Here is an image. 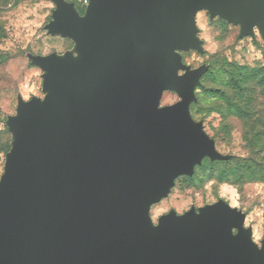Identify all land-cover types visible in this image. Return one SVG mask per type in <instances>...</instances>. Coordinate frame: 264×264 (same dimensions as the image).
<instances>
[{
	"label": "water",
	"instance_id": "1",
	"mask_svg": "<svg viewBox=\"0 0 264 264\" xmlns=\"http://www.w3.org/2000/svg\"><path fill=\"white\" fill-rule=\"evenodd\" d=\"M66 4L51 32L104 55L95 82L90 61H38L56 98L20 103L11 119L20 144L0 182V264H264V243L233 235L243 216L221 201L162 218L158 249L147 221L160 189L217 159L184 104L203 71L179 76L187 68L174 50H201L199 10L264 38V0H88L83 16ZM164 91L183 102L158 109Z\"/></svg>",
	"mask_w": 264,
	"mask_h": 264
},
{
	"label": "rangeland",
	"instance_id": "2",
	"mask_svg": "<svg viewBox=\"0 0 264 264\" xmlns=\"http://www.w3.org/2000/svg\"><path fill=\"white\" fill-rule=\"evenodd\" d=\"M71 0H0V182L13 149L11 119L20 103L43 102L46 71L38 61L75 60V41L52 33L57 3ZM83 1V0H82ZM83 4V3H82ZM200 51L177 48L187 68L201 69L194 98L184 103L192 123L213 144L217 159L204 156L191 175L177 176L159 200L147 206L152 229L170 214L200 215L203 208L223 202L243 216L232 234L248 231L250 241L264 243V38L257 26L241 36L240 24L207 10L194 14ZM89 53V52H88ZM183 102L174 91H164L158 109Z\"/></svg>",
	"mask_w": 264,
	"mask_h": 264
},
{
	"label": "bare ground",
	"instance_id": "3",
	"mask_svg": "<svg viewBox=\"0 0 264 264\" xmlns=\"http://www.w3.org/2000/svg\"><path fill=\"white\" fill-rule=\"evenodd\" d=\"M64 8H67L69 10H71V7L70 5H65ZM89 52V53H88ZM81 55L78 57V59H75L73 60V64H77V63H80L82 61H90V64H89V74H90V77H91V80L93 82L96 81L97 79V66H98V63H99V60L101 59V57L104 55V50H102L101 48H96L94 47L93 45H91L89 47V49H86L83 51V54L80 53ZM69 63V62H68ZM49 74L47 73V77H46V80L49 78ZM48 81H46V88L47 89H50L51 90V85H49ZM51 91L50 95L48 96L49 98H56V94ZM43 107V104H41V109L43 110L44 107ZM23 114H20V116L18 117V120H21L23 118ZM20 144V140L18 138L15 139V146H18ZM165 189H160V197L163 196L165 194ZM155 229H152V227H149V241H150V247L152 249H158V246H157V243L154 242L153 240V236L154 234L158 231L159 227H154Z\"/></svg>",
	"mask_w": 264,
	"mask_h": 264
},
{
	"label": "trees",
	"instance_id": "4",
	"mask_svg": "<svg viewBox=\"0 0 264 264\" xmlns=\"http://www.w3.org/2000/svg\"><path fill=\"white\" fill-rule=\"evenodd\" d=\"M71 2L74 3L75 8L77 12L79 13V15L83 16L85 13L86 6L82 4V0H71Z\"/></svg>",
	"mask_w": 264,
	"mask_h": 264
},
{
	"label": "built area",
	"instance_id": "5",
	"mask_svg": "<svg viewBox=\"0 0 264 264\" xmlns=\"http://www.w3.org/2000/svg\"><path fill=\"white\" fill-rule=\"evenodd\" d=\"M82 3H83L84 6H87L88 5V0H83Z\"/></svg>",
	"mask_w": 264,
	"mask_h": 264
}]
</instances>
